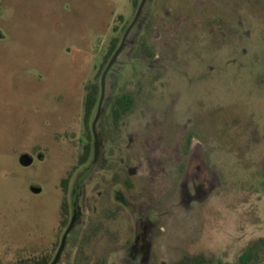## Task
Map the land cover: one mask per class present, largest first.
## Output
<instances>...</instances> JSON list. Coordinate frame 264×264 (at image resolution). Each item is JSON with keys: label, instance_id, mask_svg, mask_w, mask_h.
<instances>
[{"label": "rangeland", "instance_id": "374dc122", "mask_svg": "<svg viewBox=\"0 0 264 264\" xmlns=\"http://www.w3.org/2000/svg\"><path fill=\"white\" fill-rule=\"evenodd\" d=\"M137 13L132 0H3L0 264L55 259L61 182L70 178L72 191L90 166L77 170L86 86L101 83L111 42L122 44ZM144 35L152 61L134 58ZM129 39L106 81L104 155L84 187L83 228L99 215L106 181L125 171L136 188L113 190L127 217L114 229L126 243L136 228L150 247L110 264H173L185 254L234 264L264 238V0H147ZM122 91L139 93V104L111 139L105 117Z\"/></svg>", "mask_w": 264, "mask_h": 264}, {"label": "trees", "instance_id": "16d2710c", "mask_svg": "<svg viewBox=\"0 0 264 264\" xmlns=\"http://www.w3.org/2000/svg\"><path fill=\"white\" fill-rule=\"evenodd\" d=\"M143 0H132L133 6L139 8ZM120 39L116 38L112 41L107 54L104 57L103 63L101 65L100 74H103L108 64L110 63L112 56L119 48ZM137 56L144 59H152L155 56V52L148 46L147 42L143 41L141 44ZM102 86L99 81L90 82L86 86V97L84 102V125H85V143L83 148V154L80 157L79 165H85L91 155L93 150V131H92V121L95 111L98 107L101 98ZM139 93L131 91H122L118 94L113 102L110 110V115L108 117L109 127L117 131L120 128L122 121L131 116L136 110L139 104ZM193 135L188 137L186 152L188 153L192 144ZM71 177V174H70ZM124 184V186L129 190L133 191L136 188L135 181L130 177L116 176L112 182L111 186L117 184ZM70 178L63 181V187L65 194L67 195L69 189ZM125 216V211L122 210L121 213L112 209V207H104L100 213V217L97 221L92 224V226L85 232L81 250L77 255L75 264H107L109 259V251L111 249L117 250L120 248L119 245V235L115 232L111 226L110 222L116 221L121 215ZM69 205L67 197L63 204V222L62 226H67L69 222ZM127 218V217H126ZM101 236L106 237V243L103 249H107V252L98 251L101 247L99 239ZM103 247V246H102ZM97 250V251H96ZM55 251V248H54ZM54 258L53 253L43 254L38 257H34L29 261L22 264H50ZM173 264H214V259L209 258L203 254L199 255H189L185 254L182 258ZM234 264H264V238L256 239L248 244V246L243 250L241 255L238 257Z\"/></svg>", "mask_w": 264, "mask_h": 264}, {"label": "flooded vegetation", "instance_id": "af4514ba", "mask_svg": "<svg viewBox=\"0 0 264 264\" xmlns=\"http://www.w3.org/2000/svg\"><path fill=\"white\" fill-rule=\"evenodd\" d=\"M3 0H0V6L2 4ZM140 7V6H139ZM139 10V8H136ZM143 14V13H142ZM142 16V15H141ZM141 19V17H140ZM140 22V20H139ZM139 22L138 24L135 26V28L131 31L130 35L128 36L127 38V41H126V44H125V48L127 47V44L129 42V38L131 37L132 33L134 32V30L136 29V27H139ZM4 39V35L1 36L0 38V41H2ZM143 41L147 42L148 46L152 49L153 52H155V56L152 58V59H144V58H141V57H138L137 56V52L141 46V44L143 43ZM123 42V40H122ZM112 43V42H111ZM120 43H121V40H120ZM119 43V47H120V44ZM125 48H124V51H125ZM109 49V48H108ZM119 49V48H118ZM108 52V51H107ZM117 52V51H116ZM116 52L114 53V55L116 54ZM107 54V53H106ZM123 54V53H122ZM122 54L119 56V58L122 56ZM114 55L112 56V58L114 57ZM118 58V60H119ZM134 58L135 59H138V60H143V61H152L156 58V49L154 47V45L152 44V41H151V38L149 35H144L140 38L139 40V44L135 50V53H134ZM112 60V59H111ZM116 66V65H115ZM114 66V67H115ZM114 69V68H113ZM112 69V70H113ZM111 70V71H112ZM111 73V72H110ZM109 73V74H110ZM101 97H102V92H101ZM115 98V97H114ZM114 98L112 100H109L110 103H109V113L108 115L105 117V125H106V129H107V132L109 134V136L111 137V139L113 138L112 135L115 134V135H120V132H121V126L122 124L126 121V119L124 121L121 122L120 124V128L117 130V131H114L112 130L110 127H109V120H108V117L110 115V110H111V107H112V102L114 100ZM107 100V99H106ZM100 101H101V98H100ZM100 101H99V104H98V107L96 109L97 113H98V108H99V105H100ZM138 107V106H137ZM137 109V108H136ZM95 111V112H96ZM136 111V110H135ZM134 111V112H135ZM103 113V112H102ZM134 114V113H133ZM132 114V115H133ZM131 115V116H132ZM97 116V114H96ZM130 117V116H129ZM128 117V118H129ZM95 121V120H94ZM93 123L92 122V131H93ZM104 134V133H103ZM102 133H99L97 131V136H98V148H97V142H96V139H95V136H94V133H93V150H92V155L89 159V161L85 164V165H82L80 166L79 164L77 165V170L80 169V168H84L86 166H89V168L86 170L85 174L80 176L76 182H75V185H74V189L71 191L70 190V184L71 182L69 183V189H68V192H67V195L65 194V191H64V187H63V181L65 179L62 180L61 182V189H62V192L64 194V199L61 203V206H60V212H61V221H60V227H61V231L62 233L66 232V230L68 229V227L70 226L71 222H72V219L75 215V203L77 202L78 204V218L76 220V223H75V228L73 230V232L69 235V237L67 238V241H66V246L64 248V251L62 253V256L58 262V264H75L76 262V258H77V255L78 253L80 252L81 250V244H82V241H83V238H84V235H85V232L87 231V229H89L92 224H94L95 221H97V219L100 217V213L102 212V210L104 209V207H107V206H110L112 207V209L116 210V211H119V213L122 212V210L126 211L125 210V207L121 204H117V203H114L113 202V196H112V192L114 189H116L117 187H121V188H124L126 190H128L124 184H122V182L120 184H117L115 186H111L110 185V182H112L114 180V178L116 176H123V175H126L128 177H130L132 180L133 178L128 174L126 173L125 171H120L118 173H116L112 179L110 181H106V185H107V189H106V192H105V195H103V197L101 198V200H99L97 202V204H99V207H100V211H99V215L95 218H91L87 224L86 227L83 228V225H84V222H83V217H82V197H83V194H84V187H85V184L87 183L89 177L91 176L92 172L94 171V168L97 166V164L99 163L101 157L104 155L102 153V150H103V147L105 146L104 145V142H105V139L104 137L101 136ZM193 135V134H192ZM104 136V135H103ZM196 138L195 134L193 135V138L192 140H194ZM187 142H188V136L185 138V141H184V145H183V155L184 157H188V155H190L191 153V150H192V144H191V148L189 150V152L187 153L186 151V145H187ZM83 148H84V145H83ZM83 154V150H82V153L81 155ZM80 155V157H81ZM80 157H79V160H80ZM43 159V158H42ZM79 160H78V163H79ZM95 165V167L93 168V170L88 174L87 172L92 168V166ZM186 168H187V165L184 163L182 164L181 166V172L183 174H185L186 172ZM73 179V178H72ZM77 187H80L79 190H77ZM129 191V190H128ZM130 192H133V191H130ZM65 197H67V201H68V205H69V211H70V215H69V222L67 224V226L63 227L62 226V222H63V204H64V201H65ZM88 207V206H87ZM88 211H89V207H88ZM90 212V211H89ZM126 216H124L123 214L121 216H119L118 218H116V221L114 222H110V226L111 228L118 233L119 235V245H120V248H118L117 250H113L111 249L109 251V259H108V263L107 264H110V259L113 255H117L119 254L120 252L124 251V250H130L132 253H133V256H141L143 254H145L147 252V250H149V247L148 244L144 245V239L143 238H140L139 236V230H137L136 228L133 229V230H130L132 232V235H134V238H133V241L131 239H128V241H126V243H123V235L122 233L117 230V229H114V226H116L121 220H126ZM129 219V217H128ZM83 228V229H82ZM144 233L147 234V229L144 230ZM63 234V236H64ZM63 236L62 238L59 240L58 242V246L55 247V253L57 254L59 249H60V246L62 244V240H63ZM99 243L101 245L100 248H98L100 252H107L108 250L107 249H103L104 248V245L106 243V237L105 236H101L100 239H99ZM103 246V247H102ZM97 251V250H96ZM133 257V258H134ZM54 261V258L52 260V262L50 264H52Z\"/></svg>", "mask_w": 264, "mask_h": 264}, {"label": "water", "instance_id": "95a60500", "mask_svg": "<svg viewBox=\"0 0 264 264\" xmlns=\"http://www.w3.org/2000/svg\"><path fill=\"white\" fill-rule=\"evenodd\" d=\"M146 3H147V0H143L142 1L141 5L139 7V10H138L137 16H136L133 24L130 26V28L126 32V35H125V37L123 39V42H122L121 46L117 50L116 54L114 55V57L110 61L108 67L106 68V70H105V72L103 74V77H102V80H101L102 97H101L100 105H99V108H98L97 116H96L95 121L93 123V133H94V136H95V139H96V142H97V148H98L97 124H98V122L100 120V117L102 115V112H103V103H104V100H105L107 77H108L109 73L111 72V70L113 69V67L116 65L119 56L123 53L127 38L130 35L131 31L138 24V22L140 20V17H141V15L143 13V10L145 8ZM1 36H2V34L0 32V38H1ZM22 164L24 166H31V161H30L29 157H27V156L24 157L22 159ZM94 167H95V165L92 166V168L87 172L86 175H88L93 170ZM79 189H80V187H77V190H79ZM34 192L36 194H40L41 190L40 189H35ZM77 218H78V204L76 202L75 203V215H74V217L72 219V222H71L70 226L68 227V229L66 230V232H65V234L63 236L62 244H61L60 249H59V251H58V253H57V255H56V257H55V259H54L52 264H58V262H59V260H60V258L62 256V253L64 251V248L66 246L67 238L69 237V235L73 232V230L75 228V223H76Z\"/></svg>", "mask_w": 264, "mask_h": 264}]
</instances>
